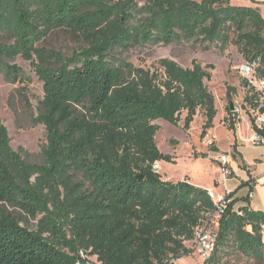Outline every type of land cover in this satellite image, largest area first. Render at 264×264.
Masks as SVG:
<instances>
[{"label": "trees", "instance_id": "16d2710c", "mask_svg": "<svg viewBox=\"0 0 264 264\" xmlns=\"http://www.w3.org/2000/svg\"><path fill=\"white\" fill-rule=\"evenodd\" d=\"M55 31L82 47L67 57L37 46ZM190 41L219 52L232 43L245 61L264 60V19L231 0H0V74L16 84L22 74L10 63L30 64L43 92L32 124L46 141L42 163H29L0 120V202L41 216L31 230L0 211V264H171L192 253L185 244L217 208L187 178L171 183L153 171L175 164L157 148L154 122L177 127L185 114L187 131L200 114L206 137L217 115L205 84L212 66L161 59L141 68L115 58ZM226 111L234 131L230 104ZM232 197L210 222L216 246L206 263L233 253L263 263L264 211L235 209Z\"/></svg>", "mask_w": 264, "mask_h": 264}, {"label": "rangeland", "instance_id": "374dc122", "mask_svg": "<svg viewBox=\"0 0 264 264\" xmlns=\"http://www.w3.org/2000/svg\"><path fill=\"white\" fill-rule=\"evenodd\" d=\"M232 5H237L231 2ZM261 16L264 19V5L261 6ZM38 47H45L64 56H70L72 52L82 47L81 41L64 31L52 32L44 41L38 43ZM115 58L132 64L134 67L152 68L161 59H169L182 68H189L192 60H196L202 67L211 65L207 69L210 80L205 84L214 97L217 115L213 121V128L208 131L206 137H201V128L204 118L199 114L194 118L189 130L182 129L183 118L177 127L158 120L154 124L160 130L155 136L157 148L163 154L174 157L175 164L159 163L161 180L176 183L182 181L186 173L194 177V181L202 185H211L214 179L221 175L217 160L222 153L231 154V145L235 138L247 156L254 154L255 149L248 148L247 139L249 133L246 130L244 119L239 121L236 134L224 125L227 118V106L231 103L238 105L242 98L240 80L237 67L244 59L236 47L231 43L223 52L215 49L202 51L193 42H182L168 46H152L137 48L129 53H116ZM11 65H15L21 72V82L13 84L9 82L3 73L0 74V120L7 130L12 151L17 152L29 162L41 164V147L45 144V130L41 125H33L32 118L39 111V103L43 98L42 85L38 81L30 64L17 57ZM228 90L230 97L226 96ZM27 102V103H26ZM252 147V146H251ZM232 154L229 157L232 160ZM213 193L217 194L215 190ZM0 211L18 219L21 226L36 230L41 216L32 218L19 207L8 202H0ZM185 246L192 251L174 264H200L201 260L194 254L190 242ZM92 263H96L95 257H85ZM221 264H264L242 257L240 254H229L222 258Z\"/></svg>", "mask_w": 264, "mask_h": 264}, {"label": "built area", "instance_id": "2783aa9c", "mask_svg": "<svg viewBox=\"0 0 264 264\" xmlns=\"http://www.w3.org/2000/svg\"><path fill=\"white\" fill-rule=\"evenodd\" d=\"M237 74L240 80L242 98L238 105L233 104V110L230 111L231 117L235 119V126L244 119L246 130L249 133L248 144L253 147H264V60L257 56L250 60H244L237 67ZM229 156L221 154L218 158L219 170L224 177L231 176V170L228 168ZM160 164L156 162L153 165V171L159 172ZM207 194L214 202L217 212L209 220H216L225 204V195H218L212 190H207ZM253 188H249L247 198H253ZM209 223L198 227L193 235L191 245L193 252L201 260L200 264L211 258L216 246V233ZM175 262L171 263L174 264Z\"/></svg>", "mask_w": 264, "mask_h": 264}, {"label": "crops", "instance_id": "0c3cea01", "mask_svg": "<svg viewBox=\"0 0 264 264\" xmlns=\"http://www.w3.org/2000/svg\"><path fill=\"white\" fill-rule=\"evenodd\" d=\"M251 1L255 2L256 5L250 1L231 0V2H235L239 6L257 7L261 12V6L264 5V0ZM237 128L233 131L234 136ZM230 147L231 151L233 150L236 153V157L234 158L233 152H231L233 158L232 160L228 159V168L231 170L230 177L226 178L223 175H219V178L214 179L211 185H202L195 182L194 177H189L190 173H186L183 180L187 178L188 183L206 191L214 189L218 195L232 193V199L235 200V209L248 205L253 210L264 211V147H251L248 144L246 147L255 149L256 152L247 156L243 152L244 146H241L236 138ZM222 154L231 156L230 153ZM175 162H177L176 159ZM158 173L160 174V172ZM251 187L254 193L253 198L249 200V203H245L244 199L247 197L248 190Z\"/></svg>", "mask_w": 264, "mask_h": 264}, {"label": "water", "instance_id": "95a60500", "mask_svg": "<svg viewBox=\"0 0 264 264\" xmlns=\"http://www.w3.org/2000/svg\"><path fill=\"white\" fill-rule=\"evenodd\" d=\"M233 110V105H232V103H230V111H232ZM140 179H141V177H139Z\"/></svg>", "mask_w": 264, "mask_h": 264}]
</instances>
